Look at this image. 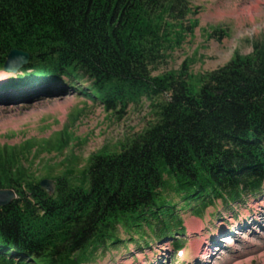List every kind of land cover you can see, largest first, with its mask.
Returning <instances> with one entry per match:
<instances>
[{
    "label": "trees",
    "instance_id": "1",
    "mask_svg": "<svg viewBox=\"0 0 264 264\" xmlns=\"http://www.w3.org/2000/svg\"><path fill=\"white\" fill-rule=\"evenodd\" d=\"M197 13L189 0H0V70L12 50L30 55L11 87L69 83L115 115L158 99L145 130L81 170L70 164L55 174L47 165L53 195L26 163L62 153L69 130L0 144V189L17 194L0 209V264H91L120 245L119 227L146 241L147 227L181 248L178 200L198 216L264 189V45L195 79L187 62L153 75L185 43Z\"/></svg>",
    "mask_w": 264,
    "mask_h": 264
},
{
    "label": "rangeland",
    "instance_id": "2",
    "mask_svg": "<svg viewBox=\"0 0 264 264\" xmlns=\"http://www.w3.org/2000/svg\"><path fill=\"white\" fill-rule=\"evenodd\" d=\"M189 1L198 10L189 17L197 25L180 48L168 53L154 76L179 73L187 62L195 79L225 66L236 55L251 56L255 44L264 45V0ZM17 76L0 70V86ZM68 84L0 97V144L54 140L70 131L69 145L62 153L43 151L38 159L31 157L26 163L40 182L47 179L55 184L43 177L47 165L55 168V174L70 164L81 170L91 155L131 140L155 119L152 102L158 99L143 98L115 115ZM177 202L176 213L185 228V234L177 237L181 248L173 240H154L147 227V241L119 227L120 245L98 253L91 264H264V189L236 202L217 201L198 216L195 209L184 210V204ZM130 238L136 241H128Z\"/></svg>",
    "mask_w": 264,
    "mask_h": 264
},
{
    "label": "water",
    "instance_id": "3",
    "mask_svg": "<svg viewBox=\"0 0 264 264\" xmlns=\"http://www.w3.org/2000/svg\"><path fill=\"white\" fill-rule=\"evenodd\" d=\"M30 63V55L21 50H12L7 57V61L4 64V71L17 74L23 70ZM40 186L48 194L53 195L55 193L54 182L51 180H42ZM17 199L16 192L12 189H0V209L9 206L13 201Z\"/></svg>",
    "mask_w": 264,
    "mask_h": 264
},
{
    "label": "bare ground",
    "instance_id": "4",
    "mask_svg": "<svg viewBox=\"0 0 264 264\" xmlns=\"http://www.w3.org/2000/svg\"><path fill=\"white\" fill-rule=\"evenodd\" d=\"M260 3V2H259Z\"/></svg>",
    "mask_w": 264,
    "mask_h": 264
}]
</instances>
